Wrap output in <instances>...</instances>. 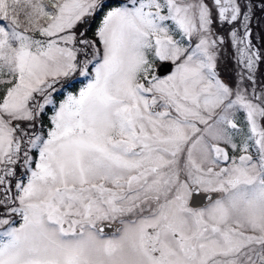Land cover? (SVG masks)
Returning a JSON list of instances; mask_svg holds the SVG:
<instances>
[{
    "label": "snow or ice",
    "instance_id": "snow-or-ice-1",
    "mask_svg": "<svg viewBox=\"0 0 264 264\" xmlns=\"http://www.w3.org/2000/svg\"><path fill=\"white\" fill-rule=\"evenodd\" d=\"M256 8L0 0V264H264Z\"/></svg>",
    "mask_w": 264,
    "mask_h": 264
},
{
    "label": "rangeland",
    "instance_id": "rangeland-1",
    "mask_svg": "<svg viewBox=\"0 0 264 264\" xmlns=\"http://www.w3.org/2000/svg\"><path fill=\"white\" fill-rule=\"evenodd\" d=\"M257 10H260L259 8V4H258V0H257ZM255 18V17H254ZM255 37H257L254 40V43H256L257 45H260L259 42L262 44L264 43V40H262L263 35L256 33ZM220 68L222 70V74L224 75V77L230 78L231 76L234 75V69H235V64L234 61L232 59V53L230 50L226 49V55L221 59L220 62ZM262 73V76L264 75V65H261L260 69H259V74Z\"/></svg>",
    "mask_w": 264,
    "mask_h": 264
},
{
    "label": "flooded vegetation",
    "instance_id": "flooded-vegetation-1",
    "mask_svg": "<svg viewBox=\"0 0 264 264\" xmlns=\"http://www.w3.org/2000/svg\"><path fill=\"white\" fill-rule=\"evenodd\" d=\"M259 20H260L259 12H257V9H256V11H255V18H254V20H253V24H252L253 31H254L255 34L258 33L259 30H260V23H259ZM253 39H254V37H253ZM260 42H261V41H260ZM260 42H259V44H260ZM263 76H264V75H263Z\"/></svg>",
    "mask_w": 264,
    "mask_h": 264
},
{
    "label": "trees",
    "instance_id": "trees-1",
    "mask_svg": "<svg viewBox=\"0 0 264 264\" xmlns=\"http://www.w3.org/2000/svg\"><path fill=\"white\" fill-rule=\"evenodd\" d=\"M259 17H260V32H259V34H262L263 35V37H264V11H261L260 10V12H259ZM99 21H98V19H97V21H95L94 23H93V30H94V28H95V24H97ZM257 38V37H256ZM255 38V39H256ZM261 44V43H260Z\"/></svg>",
    "mask_w": 264,
    "mask_h": 264
}]
</instances>
